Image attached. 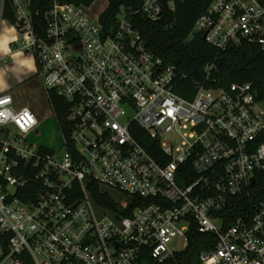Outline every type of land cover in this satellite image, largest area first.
<instances>
[{
  "label": "built area",
  "instance_id": "1",
  "mask_svg": "<svg viewBox=\"0 0 264 264\" xmlns=\"http://www.w3.org/2000/svg\"><path fill=\"white\" fill-rule=\"evenodd\" d=\"M14 1L13 44L35 56L64 150L31 142L36 114L0 94V264L163 263L188 246L193 224L216 237L199 264H264V200L229 223L221 215L264 172V102L254 82L199 84L193 99L180 96L178 67L148 48L132 19L157 21L172 0H141L108 23L107 7L97 13L95 1L44 0L36 9L33 0ZM195 34L218 52L245 45L264 52V3L212 0ZM217 70L208 63L207 80ZM52 92L66 102L67 127ZM92 183L117 208L99 205ZM127 195L139 204L131 215L122 213ZM181 240L182 249L172 246Z\"/></svg>",
  "mask_w": 264,
  "mask_h": 264
},
{
  "label": "trees",
  "instance_id": "2",
  "mask_svg": "<svg viewBox=\"0 0 264 264\" xmlns=\"http://www.w3.org/2000/svg\"><path fill=\"white\" fill-rule=\"evenodd\" d=\"M44 0H33V8L42 5ZM77 4L91 5L96 0H69ZM212 0H172L173 9L167 6L162 17L157 21L147 20L141 13L133 15L135 26L139 29L148 48L165 63L175 64L178 67L180 81L177 93L187 99H193L199 84L207 87L228 88L233 82H254L257 90V99L264 102V52L257 46L245 45L240 48L218 52L211 46L202 34H195L190 38L194 24L199 16L206 10ZM264 3V0H260ZM141 0H108V5L101 15L105 23L113 22L121 8L137 10ZM130 10V11H131ZM46 8L35 17L39 23L37 30L45 33ZM3 17L12 24H16V6L14 0H4ZM211 62L218 65V70L213 73L212 79L207 80L204 67ZM51 99L55 104L57 117L67 127L68 108L65 100L57 93L52 92ZM91 194L96 202L108 208H117L115 199L104 193L97 183H92ZM250 194L241 197H232L228 207L221 213L225 223H229L238 214L243 213L251 204L264 200V172L256 174V183L250 187ZM129 208L123 210L124 215H131L132 210L139 204L134 202L136 197H130ZM133 199V202H132ZM216 237L212 233H202L196 224L189 231L188 246L175 257L160 263L152 258L146 260L147 264H199L200 253L215 245ZM6 242H3L6 248Z\"/></svg>",
  "mask_w": 264,
  "mask_h": 264
},
{
  "label": "rangeland",
  "instance_id": "3",
  "mask_svg": "<svg viewBox=\"0 0 264 264\" xmlns=\"http://www.w3.org/2000/svg\"><path fill=\"white\" fill-rule=\"evenodd\" d=\"M107 4L108 0H96L92 7L100 13L107 7ZM18 37L17 27L4 18L0 27V57H5V60L0 62V94L12 93L15 97V106H27L36 114L40 124L38 130L29 135L31 142L48 146L54 150L61 148L64 150L61 131L47 92L38 82L34 54L25 49H18L16 46H14L16 51L9 54L6 47L9 40L13 41ZM113 195L120 201L125 200V197L118 192H114ZM172 246L182 249L184 241L174 242Z\"/></svg>",
  "mask_w": 264,
  "mask_h": 264
},
{
  "label": "crops",
  "instance_id": "4",
  "mask_svg": "<svg viewBox=\"0 0 264 264\" xmlns=\"http://www.w3.org/2000/svg\"><path fill=\"white\" fill-rule=\"evenodd\" d=\"M3 2H4V0H0V13H2V10H3ZM3 19H4L3 15H0V27H1ZM13 41L9 40V42H7V44H6V47H7L8 51H9V54H12V53H14L16 51V49L14 48ZM4 60H5V57H0V62H2ZM36 66H37V64H36ZM38 82H40V81L38 80Z\"/></svg>",
  "mask_w": 264,
  "mask_h": 264
},
{
  "label": "water",
  "instance_id": "5",
  "mask_svg": "<svg viewBox=\"0 0 264 264\" xmlns=\"http://www.w3.org/2000/svg\"><path fill=\"white\" fill-rule=\"evenodd\" d=\"M205 37H206V36H204L203 38L205 39ZM254 182H255V178L252 179V183H254Z\"/></svg>",
  "mask_w": 264,
  "mask_h": 264
},
{
  "label": "clouds",
  "instance_id": "6",
  "mask_svg": "<svg viewBox=\"0 0 264 264\" xmlns=\"http://www.w3.org/2000/svg\"><path fill=\"white\" fill-rule=\"evenodd\" d=\"M31 67V66H30Z\"/></svg>",
  "mask_w": 264,
  "mask_h": 264
}]
</instances>
